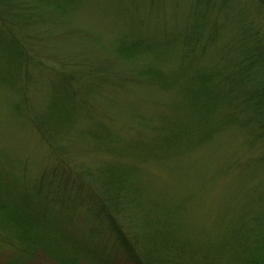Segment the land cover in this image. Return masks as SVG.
<instances>
[{
  "label": "rangeland",
  "instance_id": "obj_1",
  "mask_svg": "<svg viewBox=\"0 0 264 264\" xmlns=\"http://www.w3.org/2000/svg\"><path fill=\"white\" fill-rule=\"evenodd\" d=\"M201 2L77 0L62 15L45 9L44 22L21 34L28 52L20 68L32 79L23 78L19 90L0 85V205L24 209L34 230L19 236L0 211V264H136L107 223L100 227L87 210L90 195L107 198L102 184L111 178L123 185L116 218L128 236L139 234L144 261L264 264V139L228 125L205 143L192 141L193 148L167 147L170 121L181 119L179 127L192 116L175 104L190 77L187 49L175 42L192 26V12L225 25L215 42L196 46L203 65L231 66L238 41L257 44L264 55V0ZM132 40L140 50L129 60L117 48ZM3 53L0 45V74H9ZM145 66L168 74L171 86L151 82ZM59 76L75 92L76 116L53 147L35 116L62 93L54 94ZM227 110L214 111L211 124ZM62 170L83 181L84 194L57 201L44 197L47 186L35 193L46 175L58 180ZM166 239L171 247L160 246Z\"/></svg>",
  "mask_w": 264,
  "mask_h": 264
},
{
  "label": "trees",
  "instance_id": "obj_2",
  "mask_svg": "<svg viewBox=\"0 0 264 264\" xmlns=\"http://www.w3.org/2000/svg\"><path fill=\"white\" fill-rule=\"evenodd\" d=\"M197 1L202 5V0ZM76 3L77 0H0V27H5L4 30L0 29V45L4 50L2 63L10 69L9 74H0V85H7L19 90L22 81H24L23 78L27 82L31 81V72L25 70L23 75L20 68L22 62H24L23 58L26 57L28 52L24 48L21 34H24V32L26 34L31 28L38 26L42 20L44 22L43 11H46L45 9L60 11L61 13L57 15H62L69 13L76 6ZM203 14L205 12L196 16L195 12H192L190 17L193 24L191 23V27L195 29L191 30V27L184 29V39L175 42L180 43L187 49L186 54L188 57L185 58L184 56L183 61L186 63V71L190 72L187 89L183 93L181 92V95L178 93L175 104L180 105L183 103L184 108L191 110L192 114L191 117L183 118L186 125L177 127V124H180L179 120H181L177 118L171 120L168 125L169 128L166 133L167 147L174 149L173 151H176V153H178L177 148L182 149L185 146L189 149L193 148L192 141L199 144L200 141L205 143L215 133H220L226 129L228 125H240L241 127L250 128L251 134L255 135V140L264 139V55H260L261 50L257 44L256 47H252L253 45L247 47V43L238 41L236 44L238 54L232 53L233 55H230L231 66L222 65L217 69H211L209 66L203 65V54L196 46L201 45V42L206 43L207 41V44L215 42L225 27V25L217 26L212 21H204L207 20V16H203ZM140 43L138 40H132L127 43L128 45H118L117 51L124 58L133 60L140 50ZM132 48L134 50L131 52L130 49ZM188 59L189 61H187ZM0 70L2 72L1 61ZM143 72L147 77H150L151 82L158 84L161 88H167V84L168 88L171 86L168 74L162 70L145 66ZM60 78L61 80L56 82L54 94L56 91L62 93L53 95L45 114L35 116L38 129L49 145L53 147L60 140V133H63L66 125L69 126L71 122L73 123V116H76L74 111L75 92L71 90L67 78H63V76ZM62 82H64L63 87L61 86ZM180 96L182 99L179 98ZM224 106H227L229 110L221 112L220 117L216 115L215 119L217 121L211 124L210 118L214 117V111L218 113ZM194 111L200 115L198 119L193 118ZM70 119L72 121L69 123L68 120ZM45 130L49 131L48 135ZM62 150H66V148H60V151ZM262 159H264V156L260 157V160ZM121 164L126 166L124 163ZM115 167L114 164L109 165L110 170ZM66 172L68 171L62 170L60 172L61 177L58 180L47 178L46 175L41 183L34 188L35 193H42V190L47 186L49 190L44 197L48 200L57 201L62 198L73 200L79 194H84L85 185L83 181L68 176ZM55 182V190H52ZM102 185L107 198L101 196V193H95V196L90 195V198L94 201L91 202L89 199L88 202H85L87 210L91 216L97 218L100 227L107 223L116 235L121 247L134 263L152 264L149 257L144 261L137 252L139 248H142V239L138 237L139 234L128 236L116 218L117 213L121 214L122 212L120 208L124 206V202H121L124 194L122 183L111 178L108 183ZM54 193H57V196ZM0 209V211L6 212V215L1 213V218L6 217V226L15 232L18 231L19 236L34 230L27 212L24 209L22 210L21 207L0 205ZM165 241L164 245L160 246L171 247L172 239L169 241L166 239ZM146 248L148 247H145L144 250L146 251L143 254L148 256L149 250Z\"/></svg>",
  "mask_w": 264,
  "mask_h": 264
}]
</instances>
